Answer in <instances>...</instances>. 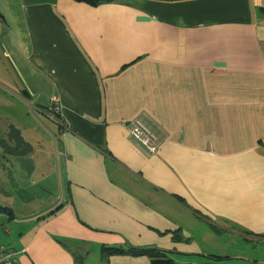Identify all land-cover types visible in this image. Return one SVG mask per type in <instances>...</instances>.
Segmentation results:
<instances>
[{
  "label": "crops",
  "instance_id": "0c3cea01",
  "mask_svg": "<svg viewBox=\"0 0 264 264\" xmlns=\"http://www.w3.org/2000/svg\"><path fill=\"white\" fill-rule=\"evenodd\" d=\"M90 1L0 0V91L49 119L53 98L63 106L49 136L58 203L5 207L0 245L17 264L264 247V0ZM136 119L156 154L132 140ZM10 175L3 157L5 189Z\"/></svg>",
  "mask_w": 264,
  "mask_h": 264
},
{
  "label": "rangeland",
  "instance_id": "374dc122",
  "mask_svg": "<svg viewBox=\"0 0 264 264\" xmlns=\"http://www.w3.org/2000/svg\"><path fill=\"white\" fill-rule=\"evenodd\" d=\"M41 123L43 125L39 126L38 124ZM10 126L19 129L26 142L34 147L35 151L31 156L35 160L38 170L28 180L35 183H30V185L27 182L20 183L17 176L10 175L8 178L10 186L7 185V189H5L9 196L0 194V203L5 205L3 208L13 209L16 214L37 213L49 205L58 203L57 185L52 177L56 178V173L59 170L51 157L53 149L49 138L50 132L57 131L56 120L32 112L31 108L24 103H20L0 91V128L5 131ZM3 157L1 151L0 160ZM224 246L222 240L221 243L215 245V248L202 249L205 253H212L217 258L193 256L188 258V261H192L188 264H264V247L251 246L240 249ZM93 260L89 259L86 264H94Z\"/></svg>",
  "mask_w": 264,
  "mask_h": 264
},
{
  "label": "water",
  "instance_id": "95a60500",
  "mask_svg": "<svg viewBox=\"0 0 264 264\" xmlns=\"http://www.w3.org/2000/svg\"><path fill=\"white\" fill-rule=\"evenodd\" d=\"M0 149L4 157H9V165L14 174L22 173L30 180L36 170L35 160L31 157L34 147L26 142L19 129L10 126L6 131L0 128ZM0 194H9L0 184Z\"/></svg>",
  "mask_w": 264,
  "mask_h": 264
},
{
  "label": "built area",
  "instance_id": "2783aa9c",
  "mask_svg": "<svg viewBox=\"0 0 264 264\" xmlns=\"http://www.w3.org/2000/svg\"><path fill=\"white\" fill-rule=\"evenodd\" d=\"M52 119L59 120L63 106L59 98H53ZM129 132L135 144L148 155L156 154L159 150V139L141 119L129 124ZM17 254L0 245V264H17Z\"/></svg>",
  "mask_w": 264,
  "mask_h": 264
},
{
  "label": "trees",
  "instance_id": "16d2710c",
  "mask_svg": "<svg viewBox=\"0 0 264 264\" xmlns=\"http://www.w3.org/2000/svg\"><path fill=\"white\" fill-rule=\"evenodd\" d=\"M102 1L104 0L90 1V3L97 4V3H101ZM2 213L12 214L11 210L6 208H0V215ZM101 253H102V258L105 261V264H110L111 257H115V256L147 257L151 261V264H177L172 258H170L167 252L159 251L157 249L103 247ZM73 258L75 260V264H84V258L81 255H76V253H74ZM210 258H217V257L210 256Z\"/></svg>",
  "mask_w": 264,
  "mask_h": 264
},
{
  "label": "flooded vegetation",
  "instance_id": "af4514ba",
  "mask_svg": "<svg viewBox=\"0 0 264 264\" xmlns=\"http://www.w3.org/2000/svg\"><path fill=\"white\" fill-rule=\"evenodd\" d=\"M16 176V175H15Z\"/></svg>",
  "mask_w": 264,
  "mask_h": 264
}]
</instances>
